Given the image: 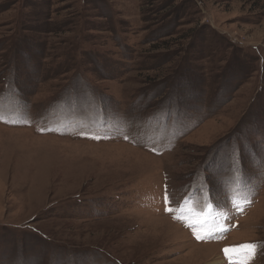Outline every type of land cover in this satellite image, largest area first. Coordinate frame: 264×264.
I'll use <instances>...</instances> for the list:
<instances>
[{
    "label": "rangeland",
    "instance_id": "374dc122",
    "mask_svg": "<svg viewBox=\"0 0 264 264\" xmlns=\"http://www.w3.org/2000/svg\"><path fill=\"white\" fill-rule=\"evenodd\" d=\"M246 244L264 264V0H0V264Z\"/></svg>",
    "mask_w": 264,
    "mask_h": 264
},
{
    "label": "snow or ice",
    "instance_id": "6c2138e0",
    "mask_svg": "<svg viewBox=\"0 0 264 264\" xmlns=\"http://www.w3.org/2000/svg\"><path fill=\"white\" fill-rule=\"evenodd\" d=\"M166 199H167V197H166ZM167 210L171 211L170 208L167 209ZM177 218H179V217H177ZM185 223H186V226H189V227H191L193 229L194 234L196 235L197 239H203L204 238L203 236H201V235H199V234H197L195 232L196 225L188 224L187 221H185ZM198 223H201V222L198 221ZM258 247H260V246L257 245V244H246V245L242 246V250H244V253H245V258H244V261L242 262V264H248V261H250L251 259H254L255 254H256V249ZM223 251H224L227 259L230 262L233 261V255L232 254L235 253L237 250L236 249H228V248H226Z\"/></svg>",
    "mask_w": 264,
    "mask_h": 264
}]
</instances>
